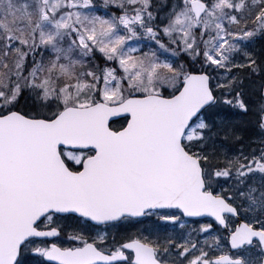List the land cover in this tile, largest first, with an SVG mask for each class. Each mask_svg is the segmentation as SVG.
<instances>
[{"label": "snow or ice", "instance_id": "snow-or-ice-1", "mask_svg": "<svg viewBox=\"0 0 264 264\" xmlns=\"http://www.w3.org/2000/svg\"><path fill=\"white\" fill-rule=\"evenodd\" d=\"M0 264H264V0H0Z\"/></svg>", "mask_w": 264, "mask_h": 264}]
</instances>
